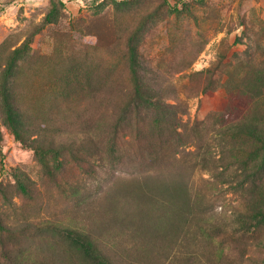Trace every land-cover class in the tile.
<instances>
[{"label":"rangeland","instance_id":"rangeland-1","mask_svg":"<svg viewBox=\"0 0 264 264\" xmlns=\"http://www.w3.org/2000/svg\"><path fill=\"white\" fill-rule=\"evenodd\" d=\"M0 222L28 264H264V0H0Z\"/></svg>","mask_w":264,"mask_h":264},{"label":"trees","instance_id":"trees-1","mask_svg":"<svg viewBox=\"0 0 264 264\" xmlns=\"http://www.w3.org/2000/svg\"><path fill=\"white\" fill-rule=\"evenodd\" d=\"M130 56H131V61H132L130 64V68H131V71H132L134 78H135V85H134L135 86V88H134L135 95H134L133 99L135 101H138V100L141 101L142 102L141 105H143L145 107L144 109H146V110H148V112L152 113L150 115L143 116L142 120H138V126H140V127L142 126V128H143V126L147 125L146 121H148L145 118L152 117L153 120H156L155 122H156L157 127H159L161 124L160 121L164 119V116L162 114L158 113L159 111L161 112V109H162L161 104H158L156 102V100L153 99L156 97L155 92H152L151 94L148 92L149 95H147V96H145L143 94L144 92L141 89L142 88L141 84H138L140 82V80H138L137 76H136L137 60H136V56L134 55L133 51H132V55H130ZM9 114L11 116L12 111H10ZM140 121H142L144 125H142ZM172 128L173 127H170V129H172ZM159 129H161L163 131H167L163 128H159ZM137 131L142 132L140 130V128ZM172 131H174V130L172 129ZM172 133L176 134V135L178 134L177 130L175 132H172ZM163 134H165V133H163ZM0 227H1L2 233H5L6 227L1 222H0ZM14 232H16V231H9L8 236H7V242L1 243V245H0L1 257H2V259H4V261L6 263L8 262L9 264H28L27 261H25V258L27 257L26 249H24L22 247H18L15 244V242H13L12 244L9 243L10 239H14ZM100 264H110V263H108L104 259V260H100Z\"/></svg>","mask_w":264,"mask_h":264}]
</instances>
